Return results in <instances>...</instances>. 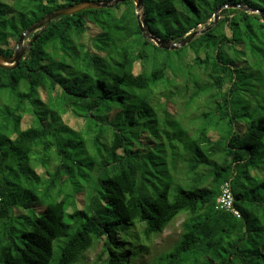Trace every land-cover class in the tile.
I'll return each instance as SVG.
<instances>
[{"label":"trees","instance_id":"obj_1","mask_svg":"<svg viewBox=\"0 0 264 264\" xmlns=\"http://www.w3.org/2000/svg\"><path fill=\"white\" fill-rule=\"evenodd\" d=\"M106 1L0 0V53ZM143 1L161 41L210 30L165 51L126 2L57 19L0 69V264H87L100 242L101 264H139L181 216L150 264H264V23L231 8L264 0ZM226 183L241 219L217 209Z\"/></svg>","mask_w":264,"mask_h":264},{"label":"water","instance_id":"obj_2","mask_svg":"<svg viewBox=\"0 0 264 264\" xmlns=\"http://www.w3.org/2000/svg\"><path fill=\"white\" fill-rule=\"evenodd\" d=\"M126 2H133L135 4L139 27H140V30L144 38L153 42L157 47H159L162 50L175 51L180 48H184L187 45H189L195 38H197L200 35H204L208 30H210V29H206L203 31L194 32L180 43L165 42V41H161L157 39L155 36L150 34V31L148 29V24L145 19V14L143 13V10H144L143 0H112V1H106V2H83L77 5L66 7L56 12L50 13L44 19H42L38 24L34 25L29 30L25 31L20 37L15 53L11 58H7L3 54L0 53V69L16 70L17 68H19L21 62L24 61L25 58L28 56L32 46L37 41V39L40 37L41 33L46 32V30L52 24V22L56 21L57 19L62 18V17L73 16V15H76L78 13H81L83 11H88V10H102V9H108V8L112 9L119 4L126 3ZM224 8L226 9L229 7L225 6ZM231 8L241 9L248 13L259 14L264 23V14L257 10H252V9L241 7V6H232ZM222 10L223 9L219 10L215 15V18L217 21L220 17V13ZM217 21L215 24H217ZM33 34H37V36H35L31 41H29L27 46H24L26 41Z\"/></svg>","mask_w":264,"mask_h":264},{"label":"rangeland","instance_id":"obj_3","mask_svg":"<svg viewBox=\"0 0 264 264\" xmlns=\"http://www.w3.org/2000/svg\"><path fill=\"white\" fill-rule=\"evenodd\" d=\"M221 16L219 17L218 21L213 19L212 21L217 23L221 20ZM210 21V23L212 22ZM205 30V27H200L198 31H203ZM31 35L29 39L26 41L24 46H27L29 41L32 40ZM73 122H66L68 125H73ZM39 171L42 173L44 170L39 169ZM184 216L179 217L175 223H173L162 236H159L158 238L155 239L153 247H151V253L143 259L139 264H150V261L158 256H161L162 254L169 252L173 247L174 243L178 240L179 234L181 232V224L183 223ZM103 246V242H100L93 250L87 253L86 255V263L87 264H101V262L97 261L99 258L101 249ZM172 247V248H171ZM171 248V249H170Z\"/></svg>","mask_w":264,"mask_h":264},{"label":"built area","instance_id":"obj_4","mask_svg":"<svg viewBox=\"0 0 264 264\" xmlns=\"http://www.w3.org/2000/svg\"><path fill=\"white\" fill-rule=\"evenodd\" d=\"M217 209L231 213L238 219L241 218V213L235 206V199L229 183L224 184L221 188V194L217 201Z\"/></svg>","mask_w":264,"mask_h":264},{"label":"clouds","instance_id":"obj_5","mask_svg":"<svg viewBox=\"0 0 264 264\" xmlns=\"http://www.w3.org/2000/svg\"><path fill=\"white\" fill-rule=\"evenodd\" d=\"M219 199V198H218ZM218 201V200H217ZM237 218V217H236ZM241 219V218H240Z\"/></svg>","mask_w":264,"mask_h":264}]
</instances>
